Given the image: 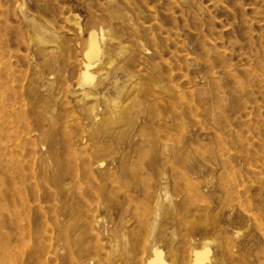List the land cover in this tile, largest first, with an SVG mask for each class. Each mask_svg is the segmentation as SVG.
Masks as SVG:
<instances>
[{
    "label": "rangeland",
    "instance_id": "obj_1",
    "mask_svg": "<svg viewBox=\"0 0 264 264\" xmlns=\"http://www.w3.org/2000/svg\"><path fill=\"white\" fill-rule=\"evenodd\" d=\"M0 79V264H264V0H0Z\"/></svg>",
    "mask_w": 264,
    "mask_h": 264
},
{
    "label": "bare ground",
    "instance_id": "obj_2",
    "mask_svg": "<svg viewBox=\"0 0 264 264\" xmlns=\"http://www.w3.org/2000/svg\"><path fill=\"white\" fill-rule=\"evenodd\" d=\"M97 53H98V48H97V46H96V42H95V40H94V38H93V35L92 34H90V38H89V48L86 50V53H85V62H84V64H83V67H82V69H81V83H79V85L80 86H83V85H88V84H90L91 83V80H92V75H91V72H90V67H91V59L94 57L95 58V56L97 57ZM99 56V55H98ZM1 80V79H0ZM1 84V83H0ZM83 90V89H82ZM81 90V91H82ZM3 97V96H2ZM2 97H0V98H2ZM4 100V99H3ZM3 102V101H2ZM0 106H2V108L0 107V111H2V114H1V116L3 115V111H5V109L3 108V105H0ZM7 109V108H6ZM5 113V112H4ZM6 114V113H5ZM4 116V115H3ZM15 116V115H14ZM0 119H2L3 120V118H0ZM2 120H0V125L3 123V121ZM5 122V121H4ZM6 125V124H5ZM2 127H4L3 125H1ZM1 126H0V128H1ZM2 129H0V131H1ZM5 132V131H4ZM8 132H10L9 130H8ZM12 133V132H11ZM14 134H16V133H14ZM5 135V134H4ZM8 135H9V133H8ZM12 136H13V134H11ZM17 135V134H16ZM3 137V136H2ZM15 137V136H14ZM17 137V136H16ZM8 138H10V137H8ZM15 139V138H14ZM0 140H1V138H0ZM5 140V139H4ZM8 140V139H7ZM17 140V139H16ZM12 141V140H11ZM9 142V141H8ZM3 143V142H2ZM5 143H6V141H5ZM1 144V143H0ZM2 145V144H1ZM0 145V146H1ZM11 145H12V143H11ZM13 146H15V145H13ZM3 147V146H2ZM2 147H0V148H2ZM7 147V146H6ZM11 148V147H10ZM3 149H4V151L6 152V150L7 149H5V145H4V147H3ZM2 150V149H1ZM1 155V154H0ZM7 161V160H6ZM13 161V160H12ZM3 163H5V162H3ZM2 165V164H1ZM0 165V166H1ZM6 165V164H5ZM2 167V166H1ZM7 167H9L8 166V164H7ZM3 168V167H2ZM10 168H13V167H10ZM14 169H15V167H14ZM8 170V169H7ZM10 170V169H9ZM4 171V170H3ZM6 172V171H5ZM8 172V171H7ZM10 172H12V171H10ZM9 172V173H10ZM15 172V171H14ZM16 173V172H15ZM14 173V174H15ZM11 174H13V173H11ZM7 175H10V174H7ZM6 178H7V176H6ZM5 178V179H6ZM1 179V178H0ZM4 180V179H3ZM2 180V181H3ZM12 182H13V179H12ZM8 183V182H7ZM9 183H11V178H10V182ZM12 184V183H11ZM9 185V184H8ZM1 186V185H0ZM3 186V185H2ZM10 186V185H9ZM14 186V185H13ZM13 186H11V187H13ZM15 186H16V184H15ZM2 188V187H1ZM0 188V189H1ZM4 188V187H3ZM14 188H16V187H14ZM13 188V189H14ZM4 190H8L7 188H5ZM15 190V189H14ZM9 191H11V189L9 190ZM3 192V191H2ZM13 192V191H12ZM14 192H16V191H14ZM1 193V192H0ZM8 193V192H7ZM1 195V194H0ZM8 197V196H7ZM12 197V196H11ZM1 198V197H0ZM3 198V197H2ZM207 253V251L205 250V249H203L201 252H196L195 253V258H194V262L195 263H199V264H201L202 263V261H203V259L205 258V254ZM146 264H163L162 263V258H161V254H160V252H158L157 250H153L152 251V254H151V256L150 257H148V261H147V263Z\"/></svg>",
    "mask_w": 264,
    "mask_h": 264
}]
</instances>
